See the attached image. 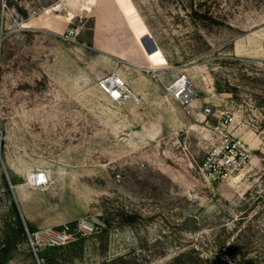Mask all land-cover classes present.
Returning a JSON list of instances; mask_svg holds the SVG:
<instances>
[{
  "label": "rangeland",
  "instance_id": "374dc122",
  "mask_svg": "<svg viewBox=\"0 0 264 264\" xmlns=\"http://www.w3.org/2000/svg\"><path fill=\"white\" fill-rule=\"evenodd\" d=\"M60 3L0 0V264H264V0ZM20 189L97 232L36 254Z\"/></svg>",
  "mask_w": 264,
  "mask_h": 264
},
{
  "label": "built area",
  "instance_id": "2783aa9c",
  "mask_svg": "<svg viewBox=\"0 0 264 264\" xmlns=\"http://www.w3.org/2000/svg\"><path fill=\"white\" fill-rule=\"evenodd\" d=\"M98 87L118 104H124L131 99L138 101L126 80L118 73L101 77L98 81ZM165 87L168 93L180 102L190 101L195 94H190V89L192 88L185 74L179 76L174 82L165 85ZM206 110L209 111V108L207 107ZM2 140L3 128L0 124V150ZM227 148L230 149V144H228ZM27 179L32 186L42 188L48 184L49 174L46 170L37 169L30 172ZM98 228V220L94 217L86 216L79 218L74 227L65 223L61 227L46 226L35 230L27 229V237L31 248L37 254L43 247L64 245L75 239L76 234L82 236L91 235L96 233Z\"/></svg>",
  "mask_w": 264,
  "mask_h": 264
},
{
  "label": "crops",
  "instance_id": "0c3cea01",
  "mask_svg": "<svg viewBox=\"0 0 264 264\" xmlns=\"http://www.w3.org/2000/svg\"><path fill=\"white\" fill-rule=\"evenodd\" d=\"M38 190L43 189V188H37ZM18 198L20 201L21 205V212L24 215L25 221L32 225L36 226L35 229L50 226V225H57L58 222H56L53 218H48V217H39L35 216L31 211H29V200L32 199V195L28 190L25 189H20L18 192ZM33 229V230H35Z\"/></svg>",
  "mask_w": 264,
  "mask_h": 264
},
{
  "label": "bare ground",
  "instance_id": "6f19581e",
  "mask_svg": "<svg viewBox=\"0 0 264 264\" xmlns=\"http://www.w3.org/2000/svg\"><path fill=\"white\" fill-rule=\"evenodd\" d=\"M67 3V2H66ZM63 5H65V0H61V3L57 6L58 9L61 8ZM190 94L193 95L194 91L192 89H190Z\"/></svg>",
  "mask_w": 264,
  "mask_h": 264
},
{
  "label": "water",
  "instance_id": "95a60500",
  "mask_svg": "<svg viewBox=\"0 0 264 264\" xmlns=\"http://www.w3.org/2000/svg\"><path fill=\"white\" fill-rule=\"evenodd\" d=\"M151 38V37H150Z\"/></svg>",
  "mask_w": 264,
  "mask_h": 264
}]
</instances>
